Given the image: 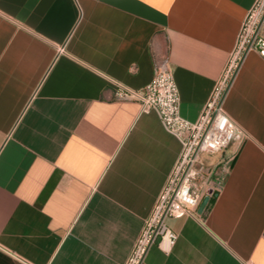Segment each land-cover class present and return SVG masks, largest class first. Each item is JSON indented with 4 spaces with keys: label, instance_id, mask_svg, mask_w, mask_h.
<instances>
[{
    "label": "crops",
    "instance_id": "0c3cea01",
    "mask_svg": "<svg viewBox=\"0 0 264 264\" xmlns=\"http://www.w3.org/2000/svg\"><path fill=\"white\" fill-rule=\"evenodd\" d=\"M256 0H0V264H124L181 151L158 114L116 99L167 58L196 122ZM264 37V26L260 29ZM223 108L245 132L201 154L192 216L146 264H264V58Z\"/></svg>",
    "mask_w": 264,
    "mask_h": 264
},
{
    "label": "built area",
    "instance_id": "2783aa9c",
    "mask_svg": "<svg viewBox=\"0 0 264 264\" xmlns=\"http://www.w3.org/2000/svg\"><path fill=\"white\" fill-rule=\"evenodd\" d=\"M262 26L264 0H256L242 23L227 65L194 123L180 115L179 90L167 58L158 64L151 82L141 89H129L111 81L116 99L138 102L141 114L156 112L163 126L182 142L180 157L124 264H146L148 249L158 238L159 244H164L168 250L175 245L178 236L167 226L166 220L192 216L201 197L196 184L201 176L208 181L211 175L209 169L203 166L200 155L221 153L246 137L245 132L225 112L223 102L244 56L255 51L264 58V37L260 34ZM243 264L254 262L245 260Z\"/></svg>",
    "mask_w": 264,
    "mask_h": 264
}]
</instances>
